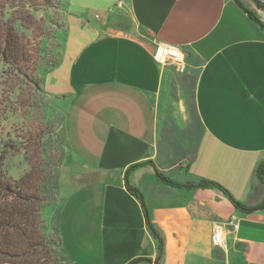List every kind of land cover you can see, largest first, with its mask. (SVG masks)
Listing matches in <instances>:
<instances>
[{
	"label": "crops",
	"instance_id": "0c3cea01",
	"mask_svg": "<svg viewBox=\"0 0 264 264\" xmlns=\"http://www.w3.org/2000/svg\"><path fill=\"white\" fill-rule=\"evenodd\" d=\"M69 2L65 57L44 82L68 142L42 215L63 254L264 264V29L236 0ZM163 45L185 54L182 71L156 61Z\"/></svg>",
	"mask_w": 264,
	"mask_h": 264
},
{
	"label": "rangeland",
	"instance_id": "374dc122",
	"mask_svg": "<svg viewBox=\"0 0 264 264\" xmlns=\"http://www.w3.org/2000/svg\"><path fill=\"white\" fill-rule=\"evenodd\" d=\"M69 1L71 0H61L59 9L31 11L33 19L24 10L22 14H17V18L27 19L26 29L30 30L23 29L20 23L17 27L29 39V45L34 50L31 54L38 58L34 81L41 90L21 77H15L16 73L10 68L0 66L5 69L3 74L0 70V91L4 101L1 107L4 111L0 119V168L13 180L31 176L33 184L36 185L34 194L37 195V205L42 215L57 203L61 169L68 152L62 104L48 97L44 82L46 75L65 57L68 18L74 12L73 8L71 11L68 9ZM116 4L117 2L112 10H118ZM254 7L264 19V10L259 9L255 3ZM6 13L10 17L12 11L7 10ZM35 22H39V25ZM43 222L48 228L45 217ZM46 235L56 243L52 248L53 264H73L63 254L55 231L47 229Z\"/></svg>",
	"mask_w": 264,
	"mask_h": 264
},
{
	"label": "trees",
	"instance_id": "16d2710c",
	"mask_svg": "<svg viewBox=\"0 0 264 264\" xmlns=\"http://www.w3.org/2000/svg\"><path fill=\"white\" fill-rule=\"evenodd\" d=\"M60 1L0 0V66L10 68L16 73L15 77H21L38 90L41 88L34 81L38 58L31 54L34 50L29 45V39L19 32L17 24L20 23L25 30L30 29H26L27 19L17 18V14H22L24 10L33 19L32 13L38 9H59ZM236 1L264 29V23L254 13L247 10L240 0ZM253 1L259 9L264 10L263 2ZM7 10L12 11L10 17H7ZM35 23L39 25V22ZM0 70L3 74L5 69L0 68ZM3 102L0 91V119L4 111L1 109ZM256 173L264 184V161L260 163ZM168 182L171 183V181ZM172 184L179 186L177 183ZM35 186L30 175L24 179L13 180L8 178L0 168V264H53L52 248L56 243L46 235L42 212L37 205L38 198L34 194ZM199 186L220 188L218 184L211 181H203ZM130 189L141 196L135 189L131 187ZM256 208H264V201ZM248 210H255V208ZM163 247L160 241V254Z\"/></svg>",
	"mask_w": 264,
	"mask_h": 264
},
{
	"label": "built area",
	"instance_id": "2783aa9c",
	"mask_svg": "<svg viewBox=\"0 0 264 264\" xmlns=\"http://www.w3.org/2000/svg\"><path fill=\"white\" fill-rule=\"evenodd\" d=\"M129 0H119L117 1L116 7L118 10H124L127 7V2ZM155 59L160 64H174L178 67L179 71L184 69L185 65V54L177 47H173L170 45H163L159 47ZM234 219V218H233ZM231 224L234 226L235 229H238V224H234L231 221ZM216 240H220L218 235L216 236Z\"/></svg>",
	"mask_w": 264,
	"mask_h": 264
},
{
	"label": "water",
	"instance_id": "95a60500",
	"mask_svg": "<svg viewBox=\"0 0 264 264\" xmlns=\"http://www.w3.org/2000/svg\"><path fill=\"white\" fill-rule=\"evenodd\" d=\"M142 205L145 207L143 199L141 198ZM141 263H149V264H157L158 261L148 260V259H137L136 261L130 264H141Z\"/></svg>",
	"mask_w": 264,
	"mask_h": 264
}]
</instances>
